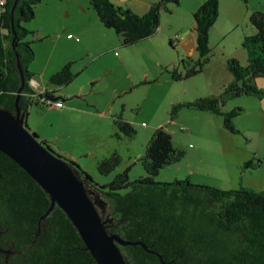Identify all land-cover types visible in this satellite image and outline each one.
Segmentation results:
<instances>
[{
  "label": "trees",
  "instance_id": "16d2710c",
  "mask_svg": "<svg viewBox=\"0 0 264 264\" xmlns=\"http://www.w3.org/2000/svg\"><path fill=\"white\" fill-rule=\"evenodd\" d=\"M15 1L0 0V109L16 111L17 94L22 85L20 61L26 84L19 106L21 119L28 127L31 106L41 104L52 108L53 103H61L64 108L65 105L62 97L57 96V89L40 87L32 70L36 55L33 42L26 40L32 32L25 25L36 18L37 7L43 0H19L17 5ZM88 2L104 27L114 30L121 45L127 46L154 36L160 28L162 12H169V4L178 5L180 0H159L143 15L116 6L111 0ZM219 10L220 0H206L193 13L199 59L185 68V74L174 71V80L195 76L210 63V31L218 20ZM250 23L257 32L246 36L242 44L248 55L247 65L238 59H229L227 68L233 80L223 87L222 93L187 103L188 107L222 116L225 128L231 132H236L233 121L241 109L225 111L226 101L264 95L257 84L258 79H264V12L252 13ZM74 65L75 62H68L50 77V83L59 90L67 88L77 77ZM183 106L176 105L174 113ZM114 124L120 132L117 137L133 138L137 133L122 116H115ZM41 143L52 151L47 140ZM185 155V150L174 147L173 135L161 127L154 132L146 156L141 160L147 176L132 182L129 166L103 186L96 184L75 158L58 157L84 183L108 233L119 234L129 242H142L153 252L140 245L121 247L129 264H264V191L222 190L195 185L188 179L173 183L156 181L163 168ZM122 160L115 152L100 160L97 169L104 176L110 175ZM250 167H254L251 161L246 163V168ZM95 194L110 201L118 223L103 216ZM50 205L51 199L42 187L0 152V233H6L7 241L14 242L18 250L9 263L97 264L61 208L56 206L39 225Z\"/></svg>",
  "mask_w": 264,
  "mask_h": 264
},
{
  "label": "rangeland",
  "instance_id": "374dc122",
  "mask_svg": "<svg viewBox=\"0 0 264 264\" xmlns=\"http://www.w3.org/2000/svg\"><path fill=\"white\" fill-rule=\"evenodd\" d=\"M187 5L186 0H180L178 5L169 4L170 11L162 12L160 28L154 36L122 46L114 30H104L88 0H43L37 7L36 18L25 25L32 32L26 40L33 42L36 55L32 67L45 80L48 90L59 91L57 96L62 97L65 106L59 110L49 105L31 106L28 128L38 135L40 142L47 140L55 155L75 158L94 182L103 186L129 166L132 182L147 176L141 160L154 132L165 127L173 135L174 147L185 150L186 155L163 168L157 182L188 179L195 185L222 190L244 188L262 192L264 95L226 101L225 111L241 109L233 121L236 132L225 128L222 116L187 106L198 98L220 95V85L232 82L227 68L231 58L226 56L235 48L223 45L214 49L210 43L211 61L200 73L181 80L172 77L176 70L185 74V68L199 59L197 51L185 55L179 42L171 41L175 36L171 35L172 27L193 18ZM82 27L87 34L77 35ZM243 28L247 30L246 26ZM62 31H66L65 36L72 33L73 42H58V37L52 35ZM110 35L115 42L107 45L104 40ZM77 36H82L83 46L75 44ZM239 49L247 53L243 45ZM88 52L91 54L87 55ZM69 61L75 62L77 77L67 88L59 90L43 69L49 62L52 66L48 72L51 68L61 69ZM257 84L264 90V79H258ZM178 104L184 106L174 113ZM115 116H122L136 129L133 138L116 136L120 132L115 128ZM115 152L121 155L122 164L110 175L100 174L97 163ZM250 161L254 167L246 168ZM94 199L105 218L119 222L105 196L95 194Z\"/></svg>",
  "mask_w": 264,
  "mask_h": 264
},
{
  "label": "water",
  "instance_id": "95a60500",
  "mask_svg": "<svg viewBox=\"0 0 264 264\" xmlns=\"http://www.w3.org/2000/svg\"><path fill=\"white\" fill-rule=\"evenodd\" d=\"M19 67L22 85L17 94L16 111L0 109V152L15 161L49 195L51 205L39 225L58 206L71 220L97 264H129L121 247L140 245L149 250L142 242H129L119 234L108 233L84 183L68 163L50 151L24 124L19 103L26 80L20 61Z\"/></svg>",
  "mask_w": 264,
  "mask_h": 264
},
{
  "label": "crops",
  "instance_id": "0c3cea01",
  "mask_svg": "<svg viewBox=\"0 0 264 264\" xmlns=\"http://www.w3.org/2000/svg\"><path fill=\"white\" fill-rule=\"evenodd\" d=\"M112 1L114 4H116V6L130 9L139 15L145 14L150 9V7L157 2V0H112ZM205 1L206 0H186V4H188L187 5L188 14L190 13V15H193V13L196 10H198L205 3ZM88 10L89 9L87 8V11ZM263 11H264V0H220L219 17L217 22L210 31V43L212 44V46H214V49L217 46L221 47L225 45V48L231 46L235 48V51H233L232 54L227 55L226 59L236 57L241 61H244L245 63L243 62V64L248 63L247 53L241 51L239 47L243 44L244 38L246 36L254 35L257 32L254 26L251 25L252 27H250L251 14L254 12H263ZM193 26H194L193 18L192 19L188 18L186 24L177 27H172L173 31L171 32V35L172 36L175 35L174 37L171 38L172 44H174V42H179V45L181 46L185 55H193L194 52L196 51V35L194 34ZM243 26H246L247 30H244ZM103 28L105 27L103 26ZM85 30L86 28L82 27L80 30L76 31V34L77 35L87 34L86 32H84ZM104 30L114 32L107 28H105ZM65 33L66 31H62L58 33L54 32V34L52 35H56L58 37L59 39L58 42H60L61 40L72 41V39L75 38V36L72 33H68L66 36ZM70 35L73 36L69 38ZM115 35L118 39L119 44L121 45V40L119 36L116 34V32ZM176 36L179 37L176 38ZM81 38L82 36L80 37L77 36L76 42L74 41L75 44L79 46H83V43L81 42ZM104 41L105 44L107 43V45H109L114 43L115 39L113 36L110 35L109 38L105 39ZM107 41H109V43ZM184 49H186V52L184 51ZM87 51L88 50H86V52ZM90 54L91 53L89 52L87 53V55ZM45 66L46 67H44L43 69L44 75H49V79L54 73L60 70L59 68L57 69L51 68L50 72H48V67L52 66L50 65V62L47 63ZM32 70L37 74L36 78L41 85L40 87L44 90H48L49 88L45 85L46 84L45 80L39 77L38 72L35 68L32 67ZM225 86H226L225 83L220 85V87L222 88Z\"/></svg>",
  "mask_w": 264,
  "mask_h": 264
},
{
  "label": "flooded vegetation",
  "instance_id": "af4514ba",
  "mask_svg": "<svg viewBox=\"0 0 264 264\" xmlns=\"http://www.w3.org/2000/svg\"><path fill=\"white\" fill-rule=\"evenodd\" d=\"M2 225L0 223V231ZM6 233H0V264H10L9 260L18 254L16 244L12 241H7Z\"/></svg>",
  "mask_w": 264,
  "mask_h": 264
},
{
  "label": "built area",
  "instance_id": "2783aa9c",
  "mask_svg": "<svg viewBox=\"0 0 264 264\" xmlns=\"http://www.w3.org/2000/svg\"><path fill=\"white\" fill-rule=\"evenodd\" d=\"M1 4H2V2H1ZM70 37H71V36H70ZM178 37H179V36H176V38H178ZM37 85H38V84H37ZM52 108H55V109H56V108H57V109H58V108H62V104H61V103H57V104H56V103H53V104H52Z\"/></svg>",
  "mask_w": 264,
  "mask_h": 264
}]
</instances>
